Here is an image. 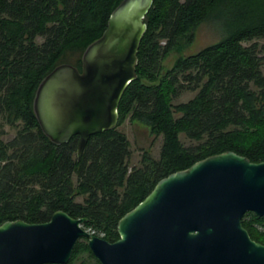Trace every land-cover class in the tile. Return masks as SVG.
<instances>
[{
    "label": "trees",
    "instance_id": "trees-1",
    "mask_svg": "<svg viewBox=\"0 0 264 264\" xmlns=\"http://www.w3.org/2000/svg\"><path fill=\"white\" fill-rule=\"evenodd\" d=\"M121 1L0 0V117L17 127L12 137L0 136V223L45 221L62 208L86 216V227L113 241L121 216L170 172L229 149L264 159V55L256 42L244 43L264 36V0L153 1L118 125L129 117L161 135L158 157L143 147L140 164L131 167V141L118 126L91 135L80 157L78 134L59 143L43 130L33 106L39 83L60 62L81 68L85 48ZM211 19L226 34L166 66L169 54ZM72 51L80 52L76 61ZM183 87L197 92L175 103ZM181 133L196 143L185 144ZM243 224L264 242V215L247 211ZM78 258L102 264L85 237L67 263L47 264Z\"/></svg>",
    "mask_w": 264,
    "mask_h": 264
},
{
    "label": "water",
    "instance_id": "water-1",
    "mask_svg": "<svg viewBox=\"0 0 264 264\" xmlns=\"http://www.w3.org/2000/svg\"><path fill=\"white\" fill-rule=\"evenodd\" d=\"M153 1L122 0L85 48L81 68L60 62L36 89L43 130L59 143L78 134L79 157L91 135L118 126ZM247 211L264 215V159L229 149L161 177L121 216L113 241L62 208L45 221L1 222L0 264L67 263L83 237L102 264H264V242L243 224Z\"/></svg>",
    "mask_w": 264,
    "mask_h": 264
},
{
    "label": "rangeland",
    "instance_id": "rangeland-1",
    "mask_svg": "<svg viewBox=\"0 0 264 264\" xmlns=\"http://www.w3.org/2000/svg\"><path fill=\"white\" fill-rule=\"evenodd\" d=\"M225 34L226 30L221 22L215 19L206 20L200 23L194 29L193 38L189 41L184 39L181 49L173 50L164 60V62L166 66H172L176 58L181 54L196 52L202 47L218 41ZM38 39L42 40V37H38ZM253 42H256L258 44L260 53L264 55V36L255 37L253 39L244 41L245 44H251ZM79 54V51H74L72 57L70 58L73 59V61H76ZM196 92L197 90L183 87L180 92L174 97L173 101L177 103L180 101L188 100ZM1 122L2 118L0 117V136H4V138L12 137L16 133L17 127L12 126L8 123L2 124ZM118 128L125 131L131 141V154L129 157V163L131 167L140 164L143 147H149L155 157L159 156L163 140L162 136H154V134L150 132V128L147 124L141 121H132L129 117H127L121 124L118 125ZM181 138L185 144L196 143L194 139L187 137L184 133H181ZM79 199L82 200V197H79ZM81 261L82 258H78V260H76L74 264H81Z\"/></svg>",
    "mask_w": 264,
    "mask_h": 264
}]
</instances>
